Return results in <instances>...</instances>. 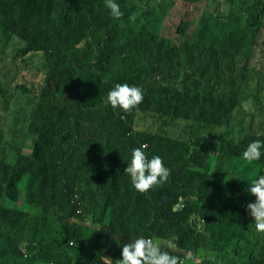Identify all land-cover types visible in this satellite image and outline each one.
Wrapping results in <instances>:
<instances>
[{"label":"trees","instance_id":"trees-1","mask_svg":"<svg viewBox=\"0 0 264 264\" xmlns=\"http://www.w3.org/2000/svg\"><path fill=\"white\" fill-rule=\"evenodd\" d=\"M116 2L119 19L104 0H0V75L19 78L0 102L19 89L34 105L24 122L0 105V264H115L141 236L184 264H264L246 207L264 149L242 156L264 141L242 116L264 97V0ZM176 2L200 5L188 40L164 33ZM5 50L28 67L6 71ZM117 83L143 90L131 113L105 103ZM142 145L170 169L145 193L124 173Z\"/></svg>","mask_w":264,"mask_h":264},{"label":"clouds","instance_id":"clouds-1","mask_svg":"<svg viewBox=\"0 0 264 264\" xmlns=\"http://www.w3.org/2000/svg\"><path fill=\"white\" fill-rule=\"evenodd\" d=\"M104 2L105 7L110 10V14L114 18L119 19L123 15L116 0H104ZM14 52V50H5L2 57L6 60L11 59L9 57ZM143 99L144 93L140 87L130 86L127 83H117L107 93L105 103L114 109H121L124 113H131L143 102ZM243 107L246 111L250 110V102H245ZM120 118L125 119L124 116ZM145 148L146 145H142L132 149L130 162L124 169V173L130 177L132 186L140 193L148 192L163 185L170 176V169L165 166L163 158L159 155H152L151 158H148L144 151ZM261 149H264V141L254 140L250 142L242 153L243 159L248 162L260 160ZM247 191L255 197V201L246 206L250 216L254 218L255 230L264 233V175L253 179L251 184H248ZM237 195L238 190L236 189V200ZM121 257L122 259L116 260L115 264H184L180 257L170 255L169 252L162 250L159 243L143 236L124 243ZM188 258H191V254L186 257V259ZM107 259L108 264H112V260Z\"/></svg>","mask_w":264,"mask_h":264},{"label":"rangeland","instance_id":"rangeland-1","mask_svg":"<svg viewBox=\"0 0 264 264\" xmlns=\"http://www.w3.org/2000/svg\"><path fill=\"white\" fill-rule=\"evenodd\" d=\"M226 1V0H225ZM207 6V10H213L216 9V5L212 2L208 1H202L199 2ZM171 11L168 12L166 15V28L164 29V33L166 36H169L171 38H174L175 40H188L189 33L191 32V29L193 27L192 19L195 17V9L200 10V5H198L197 2H194V4H182L180 2L173 3L171 5ZM184 20L187 23H189V27L186 30V35L181 34H174L173 29L174 27L181 21ZM262 22H264V18L262 19ZM29 64L18 61V60H12L7 59L4 65V69L8 72L11 70H20L22 67H28ZM30 78L34 81H37L40 79V75H30ZM0 80L3 83V85L6 84V86L9 89H13L14 82L19 81V78H13V79H3L0 75ZM30 94L24 91H21L19 89L13 90L10 96L6 100H2L0 102L1 110L8 111L9 113H12L19 121L24 122L30 118L31 113L33 112L34 105L28 103V100H31L30 98H25L24 96H29ZM32 101V100H31ZM245 102H250L251 109L245 110V112L242 113V116L244 118H248L250 113H253L256 116V119L258 121H264V97L260 96L257 101H244L242 102V105H244ZM23 151L28 152L29 148L28 146H23ZM8 205H12V202L6 201ZM33 210V207H32ZM85 225H89L88 222L85 223ZM92 226L89 225L87 228L90 229Z\"/></svg>","mask_w":264,"mask_h":264}]
</instances>
